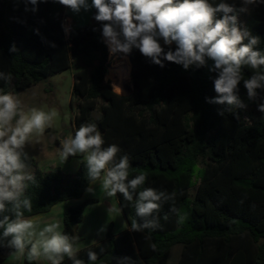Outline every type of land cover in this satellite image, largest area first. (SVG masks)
<instances>
[{"label": "trees", "instance_id": "obj_1", "mask_svg": "<svg viewBox=\"0 0 264 264\" xmlns=\"http://www.w3.org/2000/svg\"><path fill=\"white\" fill-rule=\"evenodd\" d=\"M229 2L239 6V0ZM27 7L25 11L24 0H0V72L13 76L9 84L0 80V88L20 94L49 77L75 70L72 95L81 101L74 127L97 123L105 146L115 143L122 150L118 155L129 157V178L146 173L144 187L175 192V206L187 216L178 224L177 216L170 213V201L159 213V228L143 233L126 230L115 236L110 225L105 240L82 249L78 258L90 264L87 250L91 248L98 253L96 264H116L114 257H130L128 264H168L172 248L181 245L177 264H264V113L257 111L260 98L249 101L241 82L239 95L247 109L237 110L239 119L229 112L219 115L225 106L206 101L216 96L215 73L208 70L211 61L187 71L175 64L160 68L136 49L128 56L133 91L122 96L105 81L108 53L95 20L85 26L72 23L65 39L62 19L66 8L51 0L40 3L36 12L32 5ZM243 26L261 37L259 47L264 49V5L250 6ZM13 43L19 50L16 53L9 52ZM244 74L247 78L251 71L246 68ZM100 101L103 105L98 109ZM94 111L101 114L95 121ZM33 174L37 182L27 191L33 207L25 216L45 214L60 202L80 199L88 187L82 163L72 175H65L59 167L51 171L37 168ZM116 198L130 225L136 218L134 208L120 194ZM91 203L95 200L64 210L66 232L77 235L84 208ZM5 214L11 215L0 214V219ZM12 251L0 236V264ZM64 264L71 261L65 259Z\"/></svg>", "mask_w": 264, "mask_h": 264}, {"label": "clouds", "instance_id": "obj_2", "mask_svg": "<svg viewBox=\"0 0 264 264\" xmlns=\"http://www.w3.org/2000/svg\"><path fill=\"white\" fill-rule=\"evenodd\" d=\"M49 0H24L38 11L40 3ZM73 14L93 13L100 25L109 55L122 53L130 56L136 49L151 64L164 68L167 64L202 68L211 61L209 72L214 98H206L210 104L223 105L219 115L225 112L239 119V109L248 105L239 95L241 82L249 101H256L257 111L264 113V49L259 47L261 37L254 35L239 19L250 6L264 5V0H239V6L229 0H51ZM65 32L67 26L62 24ZM94 31L96 29H93ZM39 34V30H36ZM246 41V42H245ZM174 45V47H173ZM55 46L54 44L52 45ZM13 43L9 52L16 53ZM251 75L245 78L244 70ZM10 72H0V80L9 84ZM60 113L55 107H25L19 95L0 88V236L7 240L17 264H85L78 258L82 251L79 235L64 230L63 221L55 219L37 225L25 212H32V200L27 194L36 177L30 170V154L26 151L32 139L45 135L53 127ZM121 148L115 144L105 146L104 137L97 123L88 121L64 134L59 147V160L63 164L69 157H79L84 165L88 194H95L93 185L99 184L107 198L120 194L135 211L130 225L123 227L131 232H149L160 227L159 213L165 203L172 202L170 213L183 224L186 214L175 206L176 193L144 187L146 173L130 177V160L118 155ZM121 213V209L109 206L107 212ZM164 219H168L165 214ZM104 229L102 228L101 231ZM153 245V250H155ZM98 253L89 248L87 259L96 264ZM116 264H128L130 257H114ZM102 264V262H101Z\"/></svg>", "mask_w": 264, "mask_h": 264}, {"label": "rangeland", "instance_id": "obj_3", "mask_svg": "<svg viewBox=\"0 0 264 264\" xmlns=\"http://www.w3.org/2000/svg\"><path fill=\"white\" fill-rule=\"evenodd\" d=\"M247 13L241 14L239 17L243 23ZM68 16L74 17L78 26H85L92 23L94 20L92 18L93 10L90 12L82 11L79 15L69 11ZM108 68H110V73L108 74V71L106 72L105 81L110 83L113 91H116L113 87V83L119 81L122 77V82L127 84L129 88L126 89L125 92H116L122 96H128L133 91L131 82V63L128 56L123 57V54L120 53L118 58L110 61ZM119 68L122 70L121 76L117 74ZM74 71L75 70H67L49 77L18 94L26 108L32 106L55 107L60 113L53 127L48 129L45 135L39 137L38 140L34 137L26 148V151L30 154L29 163L32 173H34L37 168L47 171L54 170L57 167L61 168L65 175H72L75 172L72 170L76 168L79 157H69L68 161L63 164L59 160V147L62 144V137L64 134L73 131V119L79 113V103L81 99L72 95ZM102 105L103 102L100 101L98 109H100ZM195 189L196 187L191 190L189 200L192 199ZM91 199H94L95 203L85 206L83 220L77 225L75 230L76 234L81 237L80 244L82 249L88 248L100 240H104L110 225H112L111 232L113 234L118 233L125 221L120 213L115 211L107 212L109 206L116 208L115 197L107 198L102 190H97L95 194L86 193L81 203ZM102 228L104 229L103 231H101ZM180 253L181 245H175L172 248L168 264H177Z\"/></svg>", "mask_w": 264, "mask_h": 264}, {"label": "crops", "instance_id": "obj_4", "mask_svg": "<svg viewBox=\"0 0 264 264\" xmlns=\"http://www.w3.org/2000/svg\"><path fill=\"white\" fill-rule=\"evenodd\" d=\"M68 13H69V11L66 9V15L67 16H68ZM69 17L71 18L72 22L75 23L78 26L75 18L72 17V16H69ZM73 77H74V73H73ZM79 165H80V162H78L76 168H73L72 171L76 172L78 170V168H79ZM43 171H44V169H43ZM47 171H51V170H47ZM93 187L95 188V191L101 190L98 183L96 185H93ZM85 194H86V192L84 193L82 198L77 199V200H70V201L60 202V203L56 204L55 206H53V208L50 210V212L45 213V214H40V215H37V216H33L32 219L34 220V222L37 225H40V226H42L43 223H45V222H49V221H52V220H55V219H60V220L63 221L62 217H63L64 210L66 208H68V207H72V206H76V205L80 204L82 202V200L84 199ZM115 204H116V208L121 209L116 197H115ZM120 214L122 215V217H124L122 210H121ZM124 219H125V217H124ZM124 222H126V219H125ZM126 230L127 229H125L123 226H121L120 231L118 233L114 234V235L117 236V235H119L120 233H122L123 231H126ZM104 240H100L99 242H96V243L92 244V246L96 245V244H99V243L103 242ZM2 264H17V262L15 261V258L12 257V255L10 254ZM39 264H49V262L42 259V261L39 262Z\"/></svg>", "mask_w": 264, "mask_h": 264}, {"label": "built area", "instance_id": "obj_5", "mask_svg": "<svg viewBox=\"0 0 264 264\" xmlns=\"http://www.w3.org/2000/svg\"><path fill=\"white\" fill-rule=\"evenodd\" d=\"M72 20H71V18L69 17V16H67V15H65L64 17H63V19H62V24H64L65 26H67V28H68V32L66 33L65 32V29L63 28V33H64V36H65V39H68V37H69V35H70V32H71V29H72ZM103 42H104V40H103ZM104 45L106 46V48H107V53H108V57H107V63H106V68H107V71H109V68H108V64L110 63V61L112 60V59H116V58H118L119 56H120V53H116L115 54V56H110L109 55V51H108V47H107V45L104 43Z\"/></svg>", "mask_w": 264, "mask_h": 264}, {"label": "bare ground", "instance_id": "obj_6", "mask_svg": "<svg viewBox=\"0 0 264 264\" xmlns=\"http://www.w3.org/2000/svg\"><path fill=\"white\" fill-rule=\"evenodd\" d=\"M121 70V68H119V73L117 72V74L119 75V76H121V74H122V70ZM110 73V68H109V71H108V74ZM108 77V76H107ZM113 87H114V89L116 90V91H119V92H125V90L126 89H128V87H127V84H125L124 82H122V77L119 79V81H115L114 83H113ZM128 91V90H127Z\"/></svg>", "mask_w": 264, "mask_h": 264}, {"label": "water", "instance_id": "obj_7", "mask_svg": "<svg viewBox=\"0 0 264 264\" xmlns=\"http://www.w3.org/2000/svg\"><path fill=\"white\" fill-rule=\"evenodd\" d=\"M129 61H130V60H129ZM128 88H129V87H128ZM100 116H101V114L98 113L97 111H94V112L92 113V117H93L94 121L97 120Z\"/></svg>", "mask_w": 264, "mask_h": 264}]
</instances>
